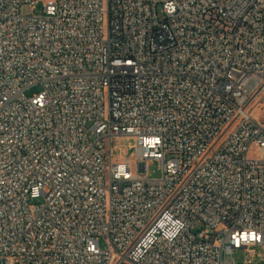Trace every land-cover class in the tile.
I'll use <instances>...</instances> for the list:
<instances>
[{
    "label": "built area",
    "instance_id": "built-area-1",
    "mask_svg": "<svg viewBox=\"0 0 264 264\" xmlns=\"http://www.w3.org/2000/svg\"><path fill=\"white\" fill-rule=\"evenodd\" d=\"M255 245L264 0H0V264H234Z\"/></svg>",
    "mask_w": 264,
    "mask_h": 264
},
{
    "label": "rangeland",
    "instance_id": "rangeland-1",
    "mask_svg": "<svg viewBox=\"0 0 264 264\" xmlns=\"http://www.w3.org/2000/svg\"><path fill=\"white\" fill-rule=\"evenodd\" d=\"M43 4L44 2L41 1L33 7L24 5L22 6V13L25 15H42ZM37 91H39V87L34 86L27 90L26 94L32 95ZM134 152V139L129 137H118L113 139L114 162H122L127 158H132ZM147 168L150 178L161 177L162 169L159 161L152 160L149 162ZM233 261L234 264H264V249L259 245H255L251 246L248 250H236L234 252Z\"/></svg>",
    "mask_w": 264,
    "mask_h": 264
}]
</instances>
